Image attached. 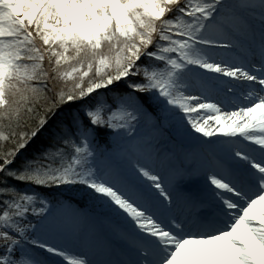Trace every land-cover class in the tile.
Instances as JSON below:
<instances>
[{"label":"rangeland","instance_id":"obj_1","mask_svg":"<svg viewBox=\"0 0 264 264\" xmlns=\"http://www.w3.org/2000/svg\"><path fill=\"white\" fill-rule=\"evenodd\" d=\"M260 1L0 0V107L7 87L16 84L8 79H34L42 75L49 56L54 68L61 67L71 44L84 42L96 49L113 35L130 38L134 33V18L150 19L151 24L145 29L149 36L154 32L156 19L166 26L160 28V34L157 32L162 36L158 48L150 50L152 44L147 45L149 39L145 41V38L126 56L124 53L117 56L122 60L116 59L115 69L102 75L106 80L87 89L105 90L126 74L130 58L147 45L144 48L147 57L154 60L149 64L151 70L147 67L144 71L151 84V106L156 113L141 101L137 100L136 104V98L129 95L114 104L96 105L91 113L92 122H107L116 142L109 152L101 151L89 132L81 139L79 150L83 152L73 159V166L70 163L67 167L77 169L75 173L81 178L77 176L87 183L86 191L98 204L96 211L88 207L84 213L81 208H68L67 203L47 205L45 218L23 233L24 240L29 242L19 247L23 249L24 264H110L109 254L116 262L111 261L112 264H117L118 256L120 264H132V261L135 264H264V193L247 200L237 189L251 174L248 169L252 164L242 160L249 155L243 151L252 149L248 151L252 157L264 158V99H259L264 84V0ZM178 6L181 9L173 17V9ZM121 7L123 14L119 12ZM217 27L227 38L214 36ZM235 27L241 31L240 36ZM36 40L42 42L44 49ZM247 47L252 55L243 51ZM232 57L247 65L242 72L247 76L242 92L235 89L242 78L231 80L229 70H216L221 59ZM228 104L241 106L242 113L248 117L228 126L232 130L224 135L218 129L226 125L228 113L224 105ZM202 117H206L204 121L213 119L209 126L198 129L199 132H206L208 127L214 130L207 132L212 138L206 144L180 137L184 129L174 122L175 118L189 120L190 129ZM229 138L237 143L239 149H235L234 155L238 160L231 158L226 162L225 157L209 150V146ZM150 148L166 152L167 161L161 162L166 165L163 177L174 187L172 191L164 188L158 191V195H164L163 205L155 201L157 196L153 191L141 184L133 186L126 179V189L121 193L105 180L106 175L115 176L123 184V177L129 176L125 158L137 157L140 150ZM198 157L209 163L217 176L216 182L198 188L203 195L198 196L199 210L209 213L203 218L210 219V232L219 231L214 236H197L203 240L202 244L186 248L181 239L172 238L177 233L193 234L192 230L178 223V212L169 218H164V212L169 207L188 204L181 199L175 201L178 195L192 200L196 197L188 168L190 160ZM126 182L131 186L127 187ZM47 219L52 222L47 224ZM158 220L174 232L165 234L163 223ZM118 242L128 247L126 255ZM145 243L152 246L147 248ZM31 244L35 252L28 247ZM106 247H111L109 253Z\"/></svg>","mask_w":264,"mask_h":264},{"label":"trees","instance_id":"obj_2","mask_svg":"<svg viewBox=\"0 0 264 264\" xmlns=\"http://www.w3.org/2000/svg\"><path fill=\"white\" fill-rule=\"evenodd\" d=\"M180 9L179 6L173 9V17ZM161 21L156 19L154 32L149 36L145 29L151 24L150 19L134 18V33L130 38L113 35L96 49L84 42L71 44L61 67L54 68L49 56L42 75L34 79H8L15 80L16 84L7 87L4 104L0 107V264H24L23 249L19 247L29 242L24 240L23 233L45 218L47 205L67 203L68 208L93 209L98 206L96 199L86 191L87 183L75 173L77 169L67 167L70 163L73 166V159L83 152L79 150L81 139L89 132L101 151V146L111 149L116 142L107 122H92V110L99 102L114 104L129 95L136 98V104L141 101L155 112L151 106V84L144 71L147 67L151 70L149 64L154 59L144 58L132 76L111 91L89 97L87 89L106 80L102 75L111 73L116 61L122 60L117 56L121 53L126 56L145 38V41L149 39L147 45L152 44L149 49L158 48L162 36L157 32L160 34V28L166 27ZM36 42L44 47L41 41ZM146 46L130 58L128 66ZM11 160V165L6 167ZM49 222L52 221L47 219L46 223ZM31 245L28 247L35 252Z\"/></svg>","mask_w":264,"mask_h":264},{"label":"bare ground","instance_id":"obj_3","mask_svg":"<svg viewBox=\"0 0 264 264\" xmlns=\"http://www.w3.org/2000/svg\"><path fill=\"white\" fill-rule=\"evenodd\" d=\"M247 1L250 2V0H247ZM252 2L261 3L260 0H252ZM119 12L122 14L124 13V10L122 7L119 8ZM235 32L238 36H240L241 31L236 27H235ZM214 36H216V37L223 36V37L227 38L226 33L223 32L222 29H219L218 27L215 30ZM243 51L245 52V54L247 53V55H252V51L250 49H248V47H247V51H246V49H243ZM248 51H249V53H248ZM249 59H250V56H249ZM251 62H254V60H252ZM254 64H256V63L254 62ZM245 67H247L245 62H242L240 59H238L236 57H232L231 60H228L227 58L221 59L216 70L217 71L224 70V69L229 70L230 75H231V77H230L231 80H235L236 78H242L243 80L237 82V86L235 87V89L238 92H242L246 88V86L244 84L247 83L246 80L244 79L247 76L244 74L242 75L243 69H245ZM261 91L263 94H261L259 96V99H264V84L262 85ZM224 107H225L226 112L228 113V115L226 116V119H225L226 125L219 128L218 130L221 134L225 132L224 135H228L230 133H227V132H230L232 130V128H231V130L228 129V126H232L235 122H237V120L239 121L240 119H246L248 116L245 113H242L241 106H240V108H238L236 105L231 106L230 104H228V105H224ZM203 117L198 120L199 122L196 126H193V128H195L197 130H192L193 128L189 129V126H190L188 124L189 120H184L181 118H175L176 121H174V122H176L180 128L184 129V130H181V132L179 133L180 137H184V136L190 137V138H192V140L194 139V142L196 141L195 143L203 142L206 144V142L212 138L211 135L207 132L208 131H214V130L208 127L206 132H204V131L199 132L198 129L201 127L209 126V124L212 123L213 119L210 118L209 120L204 121V119L206 117L204 119H203ZM203 125H205V126H203ZM213 126H214V124H212V127ZM194 142H192V144ZM237 148H238V146H237L236 141L234 139H231V138L226 139L224 141H221V140L215 141L214 144H212V145L210 144V146H209V150H211V151L215 150L218 155L221 154L223 157H225L226 162L230 161L231 158L233 159V161L238 160L237 157L234 155V151ZM142 150H144V149H142ZM142 150L139 151L140 153L137 157L132 156L131 158H125L127 161L125 160L124 163L126 164V166L129 169V176L123 177V180H122L123 184H121L115 176L106 175L105 180L109 184H111L112 186L117 187V189L119 191H121V193H123L124 189H126V187L124 185L125 184L124 182L126 179L131 180V182H133V183H130V184H133V186H137V184H141L144 189H149V191H151V192L153 191L152 193H155V195L157 196L155 201L157 203H159V205H163L164 200H165L164 195H161V196L158 195V191L161 190L160 188H164L166 191H172V188H174L163 177L164 171H162V170L166 167V165H165V163H161V162L167 161V159L165 157L166 152L164 153V150H155L152 148H150L149 150H144V152H142ZM248 151H250V149ZM248 151H243V152L245 154H248L252 159L249 156H245L242 158V160L248 161V163L252 164L250 173L253 175V177L257 178V182L262 184V192L261 193H264V160H263L264 158L263 159L262 158H254V157H252V155ZM143 156H145V157H143ZM153 159H158L160 162L157 163L155 161H152ZM190 161L191 162H189V164L191 166H189V168H188V171H189L188 174H189V177H191L192 182H193L192 188H193L194 192L197 194V193H200L198 190V188L200 187L199 185L207 184V183L208 184L214 183L217 181V176L214 175L215 171L210 167V164L207 163L205 160L198 157L197 159H193ZM225 165H226V163H225ZM136 168H137V170H136ZM137 171H139V172H137ZM120 179H121V177H120ZM141 182L143 184H145V186ZM126 184H127V187L131 186L127 182H126ZM156 184L159 187L156 186ZM142 193L143 192H141V194ZM253 198H255V197H253ZM135 203H136V201H135ZM143 211L146 213V208H143ZM177 212H178L177 208L169 207V208H167V211H165V218L166 217L169 218V216L172 213H177ZM158 222L163 223L160 220H158ZM161 227H163V231L167 235H171L174 232V229L172 227H170V226L168 227L164 223L161 224ZM167 230L169 232H167ZM175 236L176 237H173L172 239H174V240L181 239L180 242L181 243L183 242V245L186 248L187 247L196 248L197 246H199V244L201 245L203 242V240H201L200 238H198L196 236L189 235L187 233H177V234H175ZM187 237H193V238L188 239ZM155 238H158V237H155Z\"/></svg>","mask_w":264,"mask_h":264}]
</instances>
